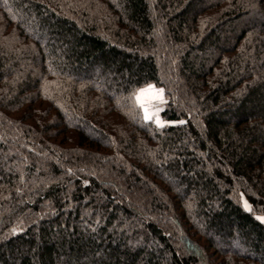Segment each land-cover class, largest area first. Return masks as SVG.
<instances>
[{
	"label": "trees",
	"instance_id": "1",
	"mask_svg": "<svg viewBox=\"0 0 264 264\" xmlns=\"http://www.w3.org/2000/svg\"><path fill=\"white\" fill-rule=\"evenodd\" d=\"M255 215L264 0H0V264H264Z\"/></svg>",
	"mask_w": 264,
	"mask_h": 264
},
{
	"label": "snow or ice",
	"instance_id": "2",
	"mask_svg": "<svg viewBox=\"0 0 264 264\" xmlns=\"http://www.w3.org/2000/svg\"><path fill=\"white\" fill-rule=\"evenodd\" d=\"M162 92L163 89H157L154 85L148 84L146 87L140 88L135 92V100L137 105L142 109L144 113V119L152 120L155 118V122L157 126H162L163 122L160 120L158 116L159 109H153L147 101L150 100H161L162 101ZM179 123H183V121H179ZM243 201V197H241ZM244 207L246 210H251L250 206L246 201H244ZM257 220L261 223H264V216H257Z\"/></svg>",
	"mask_w": 264,
	"mask_h": 264
},
{
	"label": "rangeland",
	"instance_id": "3",
	"mask_svg": "<svg viewBox=\"0 0 264 264\" xmlns=\"http://www.w3.org/2000/svg\"><path fill=\"white\" fill-rule=\"evenodd\" d=\"M152 85V84H151ZM144 87H146V86H144ZM143 88V87H142ZM155 88H157V89H161V88H158V87H156L155 86ZM135 98V97H134ZM136 101V100H135ZM147 103H149L150 104V106L153 108V109H159V111H158V116H159V118H160V120L163 122V125H165L167 122H165V121H163L162 120V118H161V116H160V113H161V111L163 110V108L165 107V104H166V99H165V96H164V93L162 92V101L161 100H150V101H147ZM141 109V108H140ZM141 111H142V109H141ZM142 113H143V111H142ZM143 116H144V113H143ZM152 121L153 122H155V118H153L152 119ZM156 123V122H155ZM168 124H175V123H168ZM244 201H246L244 198H243V201H242V203H241V205H242V207L245 209V207H244ZM247 202V201H246ZM249 205V204H248ZM246 210V209H245ZM247 211H249V210H247ZM257 216H263V215H255V217H257Z\"/></svg>",
	"mask_w": 264,
	"mask_h": 264
}]
</instances>
